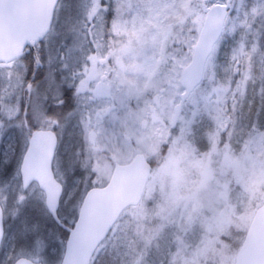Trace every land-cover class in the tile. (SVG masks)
Instances as JSON below:
<instances>
[{"label":"snow or ice","instance_id":"snow-or-ice-1","mask_svg":"<svg viewBox=\"0 0 264 264\" xmlns=\"http://www.w3.org/2000/svg\"><path fill=\"white\" fill-rule=\"evenodd\" d=\"M0 264H264V0H0Z\"/></svg>","mask_w":264,"mask_h":264},{"label":"water","instance_id":"water-1","mask_svg":"<svg viewBox=\"0 0 264 264\" xmlns=\"http://www.w3.org/2000/svg\"><path fill=\"white\" fill-rule=\"evenodd\" d=\"M38 14H39L38 9H29V8L20 9L17 12V15L23 19L34 18ZM257 252H258L257 246L253 245V247L249 249L248 258L249 259L254 258L257 255Z\"/></svg>","mask_w":264,"mask_h":264}]
</instances>
